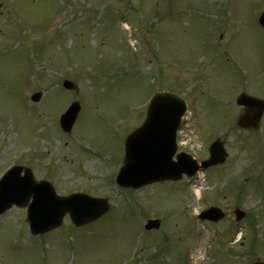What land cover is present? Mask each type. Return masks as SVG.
I'll use <instances>...</instances> for the list:
<instances>
[{
    "label": "rangeland",
    "instance_id": "rangeland-1",
    "mask_svg": "<svg viewBox=\"0 0 264 264\" xmlns=\"http://www.w3.org/2000/svg\"><path fill=\"white\" fill-rule=\"evenodd\" d=\"M263 6L264 0H0V169L24 165L61 195L81 191L111 203L90 225L74 227L66 217L40 239L25 236L24 209L11 207L0 216V264L264 261V119L248 142L228 131L231 109L220 102L236 89L233 100L239 87L264 97V30L256 18ZM201 76L199 97L212 108L200 115L190 107L197 141L187 150L204 159L215 134L229 152L224 165L199 174L200 187L193 180L136 190L114 183L124 139L145 118L147 103L134 105L166 89L189 103L193 95L200 106L194 91ZM64 78L75 89L66 91ZM37 90L41 100L33 103ZM204 91L220 94L219 103ZM73 100L80 113L66 133L58 117ZM209 204L226 217L213 224L190 216ZM235 207L246 212L238 222ZM148 218H159L161 229L145 231Z\"/></svg>",
    "mask_w": 264,
    "mask_h": 264
},
{
    "label": "water",
    "instance_id": "water-1",
    "mask_svg": "<svg viewBox=\"0 0 264 264\" xmlns=\"http://www.w3.org/2000/svg\"><path fill=\"white\" fill-rule=\"evenodd\" d=\"M260 21L264 25V14L260 18ZM64 84L68 87L71 86V83L69 82H64ZM175 98L176 97L170 93H165V92L159 93L157 95V100L161 104H163L164 111H162L161 114H159L155 109V104L154 106L152 104L151 107L149 108L148 117H147L148 120H151L156 116H160L159 120H157L158 123L157 128L154 131L157 135L151 137V134H149V128L145 129V126H143L142 128L138 129L135 133L131 134L126 141L127 155L123 169L128 170L134 164V170H132L131 172H136L137 179L141 178L140 181H138V183L133 184L134 186H140L142 184L154 180H161L166 178H178L180 176V172H182L183 170L191 174L193 170L196 168L194 162H191L188 159H185L182 162L171 161L170 154H172L174 149L173 139H174V130L176 127L175 122L179 118L177 116L179 112L178 111L175 112V105H173L175 103ZM177 100L179 101V99ZM72 106L77 110L78 106L76 103L73 104ZM178 109L182 111L183 105H180ZM258 118L259 115L254 118L253 124L250 125L251 126L250 128L257 127ZM161 121H163L165 125H163L164 128H162V130H159L158 127L161 124H163ZM146 133L147 135L143 139L146 140L147 142L144 143L140 139ZM134 140H138V141L132 143V141ZM213 147H217V148L214 149ZM218 147L220 148L218 149ZM220 149H221L220 143L213 144V146L210 147L211 158L209 159V161H206L203 165L207 166L217 162L219 158L218 154L221 153ZM49 190L50 193H52L51 189ZM65 201H67V199H62V202ZM100 203L102 205L100 210L94 211L91 214H90L91 211H89L88 213H84L79 218H76L74 216L75 222L79 224L84 223L100 215L106 209L105 201L104 200L100 201ZM0 211H2V209ZM65 211L72 212V210L67 205L63 204L59 208V211L56 213L55 221L49 226L43 227L41 229V232L50 229L53 226L58 225L60 222L59 220L61 218V215ZM208 212L210 213L208 218L218 219L219 211L217 209H211ZM241 215L242 214L239 213L238 217Z\"/></svg>",
    "mask_w": 264,
    "mask_h": 264
}]
</instances>
